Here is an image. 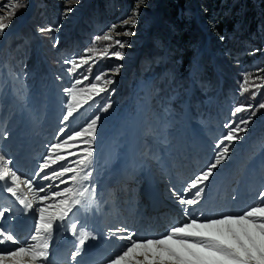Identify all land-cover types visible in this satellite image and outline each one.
<instances>
[{
  "label": "rangeland",
  "instance_id": "rangeland-1",
  "mask_svg": "<svg viewBox=\"0 0 264 264\" xmlns=\"http://www.w3.org/2000/svg\"><path fill=\"white\" fill-rule=\"evenodd\" d=\"M96 2L97 0H79L78 4L70 5L74 8V11L67 16H63L64 0H11V2L10 0H0V5H8L6 8H0V16L8 15L12 10V3L27 4L26 7L15 10V15L11 19L9 27L0 35V154L11 160L14 157L20 159L26 139L31 140L28 135L25 138L26 133L21 128L22 119H28L29 113L34 120H42L43 123L40 122L37 127V130H45L42 133L46 142L42 147V157L47 155L48 147L55 143L58 137L64 135V133L59 132V129L64 128L65 132L76 130L96 115H99L100 119L96 125L97 131L91 144L93 150L92 163L88 170L85 169L81 173V176L89 171L92 173L95 168V172L92 173L93 178L96 177L98 181H101L103 178L102 172L106 168V160L104 157H99L97 159L98 164H96L95 158L99 155L97 149L106 145L110 149V156H112L114 148L109 146V141L112 140L115 146H119L121 155L125 157L127 151L134 152L133 146L136 147L133 144L135 132L144 129L142 131L143 142L147 145L146 152L149 151L148 159L151 162L153 161L160 169L166 162L163 154H168V152L172 162L177 158V162L182 163V159L176 157L178 151H182L181 139L185 137V133L193 135V148H191L195 153L192 159L194 169L192 173L187 170L192 178L197 173L196 170L204 169L214 155L215 143L226 131L224 124L247 118L250 111H255V115L251 116L250 123L247 125V131L241 134L242 138L240 140L230 146L231 152L228 159L215 170L214 176L227 172L234 166L236 174L239 175L238 181H241L242 185L238 190V195H242V198L247 197L245 208L257 203V195L264 188V136L254 142L252 138L264 129V108L259 107L261 103H264V88L256 89L249 85L250 90L241 94V83L245 74H250L253 81L260 83V81L255 80V77L257 69L264 68V31L258 32L260 29L257 30L258 38L261 37L258 40L261 42L260 48L255 42L257 40H255V34L247 32L248 29L242 30L236 36L234 33L239 30L240 20L246 12L247 24L253 21L254 16L262 13L264 0H211V7L207 9L200 0L198 2L197 0H186L183 1L182 5L177 0H144V3L139 6L136 27L131 29L134 35L131 37H118L127 41V47L121 49L125 54V58L123 60H116L115 58L98 60L92 67L91 73H87V66L80 70L91 77L98 73H108V78L114 81L111 85H105L109 91L95 97L94 102H90L89 105L75 113L70 118V122L61 123L62 117L66 113L65 105L67 101V95L63 90L70 87L74 82V78L66 71L69 65L65 64L64 61L78 59L84 53V50L91 46L95 36L103 34L111 24L129 17L131 10L137 6V0H101V5H103L101 11L99 7H96ZM45 4L51 6L50 10H52V16L55 20V24L49 26L54 30L44 32V35H47L49 41L46 51L54 56V61L51 62L58 71V73L52 72L49 75L47 73L48 78L50 75L56 76L58 83L56 82L55 87L59 86L56 92L52 91L51 88L48 89L47 75L43 76L41 72V69H43L41 67V54H43L42 50L44 49L42 34H39L30 25L34 15L37 11L44 9ZM170 4L176 7L175 16H172L173 11L169 12L170 8L168 6ZM250 4L255 7L254 14L251 13ZM42 11L39 14L41 16L44 13ZM192 21L197 22L200 26L201 35L191 39L187 48V58L179 64L180 74L177 84L174 85L173 82H168L166 85L161 82L162 85H165L163 89V86H160L159 83L155 85V80L158 79L157 69L161 66L166 55L165 45L167 42L171 43L170 39H173V37L180 39L186 33ZM46 23L49 24V21L45 18V22L40 24L47 25ZM221 23H225L222 32L218 29ZM41 25H39V28L42 27ZM23 28L31 29L32 36L36 41L33 42L24 37V45L19 44L15 48L16 58H11V50L8 49L7 51L6 48L11 44L12 39L21 37L20 31ZM55 29H58V31ZM116 31H123V29L117 28ZM187 33L190 32L187 31ZM244 33L249 35L247 39L242 41V38L246 35ZM113 35L115 34L113 33ZM160 35L164 36V40H159ZM220 37H224V39L221 40ZM56 41L59 43L56 44ZM240 42V48L236 50L239 51L237 52L238 58L231 59V61L227 59L231 66L229 63H225V67L233 72L231 78L233 83L238 84L239 90L227 91L226 96L222 98L221 109L223 111L220 110V114L213 117L211 111L216 106L217 90L212 88L210 76L206 77L205 81L202 79L201 69L198 68L200 67L199 60L202 59L204 54H207L211 57V62L216 65L217 60L224 61L222 58L229 51V43L233 47ZM104 44L105 42H98L96 47L102 49ZM210 44L218 46V51L211 53ZM182 47L184 49L185 44ZM2 51H5L4 54L11 63V78L14 83L13 92L14 95L17 94L21 98L17 96L20 102L22 101L19 102L20 105H17V100H14L12 92L9 91L10 82L7 80V83L5 82L6 76L5 79L2 77L1 72H4V64L7 63L6 59H2ZM147 52L152 55L146 57ZM45 56L48 59L49 56L46 54ZM31 61H34L33 66L29 64ZM15 64H17L16 68ZM117 65H120V71L118 74L112 75L111 70ZM166 78L163 76L161 81ZM49 84L51 86L52 82ZM39 90L43 92L42 95ZM35 91H38L37 95L32 96ZM253 91L256 93L255 97L252 95ZM164 93L168 95L165 96ZM153 96L157 108L149 111L148 99ZM240 97L243 100L240 101ZM10 99H13L15 103H10ZM53 100H55V103H53ZM109 103L111 107L107 111H100L101 107ZM240 104L251 105L252 108L249 112L233 116L232 110ZM132 107L134 122L137 125L133 130L123 127V120L121 119V116L123 114L126 116L129 110L131 116ZM190 110H194V116H196L193 117L196 120L193 127L191 126L192 122L187 118V111ZM124 123L126 126V119ZM117 124L118 128L113 134ZM143 125L146 126L143 128ZM201 138H203V142ZM198 140L201 142H197ZM30 144L31 142H28V145ZM81 147H87V145H81ZM102 149L104 150V147ZM188 150H190V147ZM69 159H75V157ZM257 159L260 160L256 169H253L254 162ZM73 166L75 167V165ZM52 167H56V165ZM251 169H253L251 172L252 178L247 187L243 183ZM243 170L245 172L240 177ZM36 171H38V167ZM254 174H257V177ZM30 178L35 180L36 187L43 186L49 192L62 190L66 186L76 188L77 185H80V180L76 184L69 181L68 185L61 184L58 189H50L48 188V181L34 175ZM211 180L212 178L206 184L202 198L206 195ZM57 182L59 181L55 180L54 183L57 184ZM88 189H90V186ZM40 194L43 195V193H38V195ZM112 195V202L119 208L111 212L109 225L113 222L111 221L112 217L116 219L119 216L116 215L117 211L134 209L130 206V202L127 203L123 199L122 192H119V190H113ZM198 205L192 209H195ZM88 208H91L90 204ZM84 213H86V210ZM140 213L141 208H138L137 216ZM200 214L198 210L194 216L202 219L204 216H200Z\"/></svg>",
  "mask_w": 264,
  "mask_h": 264
},
{
  "label": "snow or ice",
  "instance_id": "snow-or-ice-1",
  "mask_svg": "<svg viewBox=\"0 0 264 264\" xmlns=\"http://www.w3.org/2000/svg\"><path fill=\"white\" fill-rule=\"evenodd\" d=\"M78 3L79 0H64L63 16L74 11L70 5ZM143 3L144 0H137V6L131 10L129 17L111 24L103 34L95 36L91 46L86 48L78 59L64 61L69 65L66 71L74 78V82L63 90L67 95V101L66 113L61 123L70 122V118L90 102H94L95 97L109 91L105 85H111L114 81L108 78V73H98L91 77L80 70L87 66V73H91L92 67L98 60L125 58L121 49L127 47V41L118 37L134 35L131 29L136 27L139 6ZM26 6V3H12V10L8 15L0 16V35L9 27L15 10ZM6 7L8 5H0V8ZM117 28L123 31H116ZM53 30L51 27L38 28L40 34ZM220 39L223 40L224 37ZM98 42H105L102 49L96 47ZM58 43L56 41V44ZM119 71L120 65H117L111 70V74L116 75ZM255 80L260 83L253 81L250 74H245L241 83V94L250 90L249 85L256 89L264 88V68L257 69ZM252 95L255 97L256 93L253 91ZM110 107V103L106 104L100 108V111L105 112ZM259 107L264 108V103ZM251 108V105H237L232 110V115L249 112ZM253 115L255 111H250L247 118L225 123L226 131L215 143L214 155L206 167L194 174L181 192H173L176 202L184 206V211L190 218L170 226L163 234L155 237L137 238L135 232L120 227L111 230L116 240L125 243L119 245V251L110 256L105 264H264V188L257 195V203L247 206L238 213L205 216L203 219L189 213L190 208L201 203L206 184L215 175V170L228 159L230 146L242 138L241 134L247 131V125ZM99 119L100 116L96 115L82 127L70 132H65L64 128L59 129L64 135L58 137L57 141L48 147L47 155L42 158L43 162L38 165V171L34 176L44 181L58 180L64 185H68L69 181L76 184L79 180H89L92 175L90 171L83 176L81 173L92 163L91 144L95 138ZM70 157L75 159H69ZM12 164L10 158L0 154L2 190L16 199L23 208L35 211L37 215L24 239L18 238L12 231L0 228V264H48L49 240L57 225L66 223L68 232L77 238L75 250L69 253L68 259L71 264H78L77 257L86 242L97 239L91 231L79 227V221L71 220L75 211L84 206L85 194L89 189L80 190L66 186L62 190L49 192L43 186L36 187L33 178L18 174ZM53 165L56 167H52ZM24 188L32 193V199L22 196ZM48 188L58 189L59 184L50 183ZM92 191H95L94 187ZM33 200L38 206L34 207ZM11 212L12 209L9 207L0 208V219H7L6 214ZM200 216H204L203 212Z\"/></svg>",
  "mask_w": 264,
  "mask_h": 264
},
{
  "label": "trees",
  "instance_id": "trees-1",
  "mask_svg": "<svg viewBox=\"0 0 264 264\" xmlns=\"http://www.w3.org/2000/svg\"><path fill=\"white\" fill-rule=\"evenodd\" d=\"M177 1L180 2V4L182 5L183 1H186V0H177ZM203 1L204 0H200V2H202L203 5H205L206 9L211 7V5H210L211 0H205L204 1L205 3ZM197 2H198V0H197ZM101 4H102L101 0H97L96 7H99V9L102 11L103 5H101ZM50 7L51 6H48L47 4H45V8L41 9L44 11L42 16L39 15L41 10L37 11V13L33 17V21L30 23V25L33 27V29L38 31L39 25H41L40 23L43 24V22H45V18L47 19V21H49V24L46 23L47 25H41L42 27H49V26H52L55 24V20L52 16L53 12H52V10H50ZM168 7L170 8L169 12L173 11L172 16H175L176 15V13H175L176 7L172 6V4H170ZM254 8H255L254 5L250 4V10H252V12H251L252 14H254L253 13ZM246 17H247V12L243 15L242 19L240 20L241 24L239 26V30H237V32H235L234 35L236 36L242 30L245 31L248 29L247 32L255 34V40L257 39L255 42L257 43V46L260 48L261 42L258 40H260L261 37L258 38L257 30L260 29L258 32H261V30L264 31V8L262 9V13L258 16H254L253 21H251L248 24L246 22V19H247ZM223 24H225V23H221V26L218 27L220 32H222ZM30 30L31 29L23 28L20 31L21 37H19L17 39H12L10 41L11 44H9L6 49L11 50V58H16L15 48L19 44H21L22 46L24 45V42H23L24 37L29 38L33 42L36 41V39L32 36V33ZM187 31L190 33H187ZM201 32L202 31H201L200 26H198V23L195 21H192L189 25V28H187L186 33L183 34L180 39L177 37H173V39H170L171 43L167 42V44L165 45L166 55H165V58L163 59V61L161 63V66L157 69L158 79L155 80V85H157V83H159V85L163 86V89H164L165 85H162L161 82H163V84H166V85L168 84V82H173L174 85L177 84V79H178V76L180 74L179 64L181 63L182 60H185L187 58V48L190 45L191 39L196 38L198 35L200 36ZM242 34H243V32H242ZM244 34H246V35L243 38L241 37L242 41H244V39H247L248 35H249L247 33H244ZM160 36L161 37H158L159 40H161V41L164 40V36L163 35H160ZM41 37L43 40L42 44L44 46V49L42 50L43 54H41L42 55L41 67L43 68V69H41L42 75L46 76L47 73L51 74L52 72L58 73V71L56 70V68L52 64V62L54 61V56L52 55V53H49L46 51V49L49 45L48 37H47V35H44V33L41 35ZM241 42L238 43V45L233 46V47H231L232 44L229 43V51L225 54L226 56L222 58V59H224V61H218L217 60L216 65H214L211 62V57L207 54H204L202 59L199 60L200 67H198V68L201 69L200 73L202 74V79L205 81L206 77L210 76L212 88H214V90L215 89L217 90V95H216L217 100H215L216 101V108L219 107V104H221V101L223 100L222 98L226 96L228 90H234V91L239 90L238 84L233 83V81H232L231 75L233 74V72L228 70L225 67V63H229V61H231V59L238 58L237 52H239V51H236V50H237V48H240ZM183 44H185V46H186L184 49L182 47ZM209 46H210V52L211 53L218 51V46H213L212 44H210ZM45 54L47 56H49L48 59L46 58ZM146 54H147L146 57H149L152 55L149 52H147ZM31 59H33V58H31ZM227 59H230V60L228 61ZM15 60H18V59H15ZM6 64H7V67H9V69H8L9 75L11 76V74H12V72L10 70L11 63H9V59H7ZM29 64H30V66H33L34 61H31ZM47 64H48V72H47ZM230 66H231V64H230ZM16 67H17V64H15V68ZM163 76H164V78L165 77H167V78L163 79V81H161ZM53 78H54L55 82L58 83L56 76L53 75ZM46 80L48 83V87L50 88L48 75L46 76ZM34 83H35V81H34ZM57 87H59V86H57ZM36 94H37V91H35L32 95L34 96ZM164 95L167 96L168 94L164 93ZM241 99L243 100L242 97H240V101H241ZM156 108H157V103L155 101V97L153 96L149 99V110L152 111ZM131 109L133 112V107ZM213 111H216V109H214ZM191 115L194 116V110L191 111Z\"/></svg>",
  "mask_w": 264,
  "mask_h": 264
},
{
  "label": "bare ground",
  "instance_id": "bare-ground-1",
  "mask_svg": "<svg viewBox=\"0 0 264 264\" xmlns=\"http://www.w3.org/2000/svg\"><path fill=\"white\" fill-rule=\"evenodd\" d=\"M101 151H102V152H106V146L104 147V150L101 149ZM110 167H111L114 171H117L116 169H117V167H118V169L120 170V171L118 172L119 174H122V173L128 171L127 168H126V166L124 165V163H120V164L117 165V163H113V162H112V163L110 164ZM115 167H116V168H115ZM105 184H106V183H105ZM2 188H3V185L0 184V196H1L2 192H4V191L2 190ZM25 189H26V193H27L28 197H30V199H32V193H29L28 190H27V188H25ZM80 190H81V189H80ZM97 196H99V194H97ZM85 198H86V197H85ZM85 201H86V199H85ZM99 201H100V200L97 201V199H96V202H95V203L98 205V202H99ZM6 202H8V201H5V200L0 201V203H2L1 206H5V203H6ZM34 206H36V201L34 202ZM83 208H84V206H83L82 208H81V207L78 208V209L75 211V214L71 216V220H72V221H81V219H83V215H82V210H83ZM112 208H114V206H113ZM112 208H111V209H112ZM84 211H85V210H84ZM200 211H202V209H201ZM98 214H99V219H100V220L103 219L102 216H101V214H100V213H98ZM6 216H8V214H6ZM4 220L6 221V219H0V221H4ZM121 222H124V221H121ZM180 222L182 223V222H184V221H180ZM79 227H81L80 224H79ZM0 228H2V227L0 226ZM6 229H7V228H6ZM161 229L164 230L165 228H161ZM161 229H159V233H157V236L162 234V233H160V230H161ZM110 233H111V232H110ZM110 238H114V237L112 236V233H111ZM137 238H139V237H137ZM76 242H77V238H76L75 236L71 235V234L68 232L67 223L64 224V225H57V228H56L55 232L53 233V235H52V237L50 238V241H49V244H50V254H51V252L55 251V249H56L58 243H59V245H61V244H62V245H70V244H71V246H72V245H75ZM9 246H11V245H9ZM71 246H70V247H71ZM50 260H51V257H49L48 264H53L52 262H50ZM102 264H105V262L102 263Z\"/></svg>",
  "mask_w": 264,
  "mask_h": 264
}]
</instances>
